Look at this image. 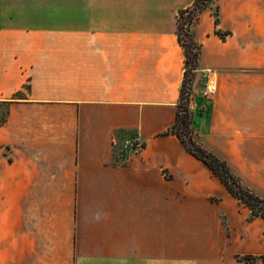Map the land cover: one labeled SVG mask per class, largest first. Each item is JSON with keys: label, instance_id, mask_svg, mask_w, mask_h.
I'll return each instance as SVG.
<instances>
[{"label": "crops", "instance_id": "crops-1", "mask_svg": "<svg viewBox=\"0 0 264 264\" xmlns=\"http://www.w3.org/2000/svg\"><path fill=\"white\" fill-rule=\"evenodd\" d=\"M194 2L0 0V264H264V217L167 132ZM194 35L195 139L264 196V0H211Z\"/></svg>", "mask_w": 264, "mask_h": 264}, {"label": "trees", "instance_id": "trees-1", "mask_svg": "<svg viewBox=\"0 0 264 264\" xmlns=\"http://www.w3.org/2000/svg\"><path fill=\"white\" fill-rule=\"evenodd\" d=\"M210 1L211 0H195L192 6L181 10L178 15V37L185 51L186 70L185 79L182 87L181 100L178 105L176 122L173 127L170 128L167 132L177 134L186 149L192 154H194L196 157L204 161L210 167L213 173L220 178V180L228 188L230 193H232V195H234L240 201V203L250 208V218L253 219L255 217H264V196L256 193L255 191L244 185L241 179L232 171L229 164L225 160L221 159L211 150H208L207 148L200 145L192 136H190L191 144L188 143L182 136L181 132L178 130L181 123L186 126H189L192 122V118H190V113L187 107L184 106L182 112L181 103L184 99V85H186V73L188 71H191L193 73L196 71L198 67V57L201 49L199 43H197L198 48L195 52H192V50H190V46L186 45L180 32L183 27L180 18L184 14H187L188 20H190V22L196 21L199 13L209 5ZM189 44L195 45L194 40L192 39ZM188 65H191L190 69H188ZM244 258L246 260H256L257 258H261L262 260H264V255H245Z\"/></svg>", "mask_w": 264, "mask_h": 264}, {"label": "rangeland", "instance_id": "rangeland-1", "mask_svg": "<svg viewBox=\"0 0 264 264\" xmlns=\"http://www.w3.org/2000/svg\"><path fill=\"white\" fill-rule=\"evenodd\" d=\"M180 21L182 23V29H181V35L184 39V42L186 43V45L190 46V50H192V52L197 51V41L195 39V35H194V23L195 21H191L188 20L187 14H184L181 18ZM194 40L195 45H190V41ZM188 46V47H189ZM191 65H188V69H190ZM194 74L191 71H188L186 73V85H184V99L182 100V112H183V107H187V109L189 110L190 113V118H192V122L189 126L184 125L183 123L180 124V127L178 128V130L181 132L182 136L184 137V139L191 144L190 142V136H192L195 139V130H194V126H193V117H192V111L189 108L190 105V101H191V95L192 94V90H191V85H192V81L194 79ZM191 120V119H190ZM129 139L132 141V145H129L126 147V140ZM196 140V139H195ZM135 133L133 131L130 132H125L122 134L121 138H118L117 140V152L119 155V159L122 161L124 159V157L126 155H128L129 153H131L132 151L135 150L136 145H135Z\"/></svg>", "mask_w": 264, "mask_h": 264}, {"label": "built area", "instance_id": "built-area-1", "mask_svg": "<svg viewBox=\"0 0 264 264\" xmlns=\"http://www.w3.org/2000/svg\"><path fill=\"white\" fill-rule=\"evenodd\" d=\"M216 89L217 86L215 79L210 75V71H206L203 74V87L201 90V95L203 97H211L216 93Z\"/></svg>", "mask_w": 264, "mask_h": 264}]
</instances>
